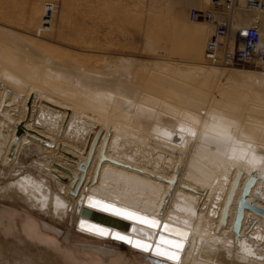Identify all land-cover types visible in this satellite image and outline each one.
I'll return each mask as SVG.
<instances>
[{"label": "bare ground", "instance_id": "6f19581e", "mask_svg": "<svg viewBox=\"0 0 264 264\" xmlns=\"http://www.w3.org/2000/svg\"><path fill=\"white\" fill-rule=\"evenodd\" d=\"M155 1L170 27L210 3ZM21 2L0 0V264H102L62 247L38 218L46 232L139 254L93 249L109 264H264V69L206 65L205 22L189 20L186 56L200 62H183L163 29L143 35L136 56L113 51L136 50L125 35L68 41L66 0L60 12L53 0H26L25 17ZM251 18L237 15L234 30ZM156 233L182 242L167 248L177 260L130 246H153Z\"/></svg>", "mask_w": 264, "mask_h": 264}, {"label": "rangeland", "instance_id": "374dc122", "mask_svg": "<svg viewBox=\"0 0 264 264\" xmlns=\"http://www.w3.org/2000/svg\"><path fill=\"white\" fill-rule=\"evenodd\" d=\"M19 1H22L23 3L21 2V4H24L26 0L25 1L19 0ZM37 1H39V0H37ZM42 1H52V0H42ZM60 1L61 0H53V2L56 3V5L58 6L59 12L63 8L62 3H60ZM66 1H67L68 6L74 5L75 9L73 7L71 8L72 10L69 9V10H71L69 13H72L73 15L69 14L68 20L71 21L72 23L70 22L71 23L70 24L67 20V23H66L67 26H65V28L67 30L63 29V31H65L66 35L71 34V36L69 35V37H68V35H67V37H68L67 38L66 36H64L65 34L62 31L63 36H62V38H60V42H62V43L67 42L63 37H66V39L68 41L69 40H76V37H77V39H81L82 38L81 36L83 34H84V36H83L82 40L84 39V41H86V42L91 41L94 43L99 41L98 44H100V45L103 44V46L106 44H110L112 42L113 43H117V42L122 43L126 40V37H127L128 39L126 41L133 42L136 46V50H132V49L120 50L119 47H115L113 51H123L124 53H127V54H133V55L139 56L142 51L140 52V50H137V48L140 46L139 45L140 43H138V42H142L143 38L145 39L144 36H146V34L149 35L150 31H151L152 36H154L155 33L157 34L158 31L163 29L164 31L169 33L170 36H172L174 39L178 40L180 45H182L183 52L181 51V53L183 55H182V57H180L181 61H183V62H190V61L191 62H200L197 59L195 61L194 60L192 61L191 59H189V57L186 56L187 51L185 50V48L187 49V47H188V41H189L191 33L194 29L193 24L192 23L190 24V22H189V11H188V16H187L185 21H180L179 24L170 27L169 23L164 22L162 16L158 15L157 12L154 13L153 9H154V5L156 2L155 0H78V1L73 0L74 3L72 5L69 3L70 1H68V0H66ZM26 4L28 5V2L25 3L24 6L21 5V7L22 6L25 7V8L22 7L23 11H21V13H24V14H21V15H24V17L26 16L25 13L27 14V9H26L27 5ZM76 5L78 7L80 6L82 8H80V7L78 8V7H76ZM60 6L62 7L61 9H60ZM68 6H67V8H68ZM192 8L193 7H191V9ZM76 9H77V11H75L73 13V11ZM79 9L82 10L84 13L82 11H79ZM121 9L125 10V11L123 12ZM117 10H119V11L121 10L123 13L127 12V13H125V16H123L124 18L123 17L118 18L117 15H118L119 11L117 12ZM189 10H190V8H189ZM77 12L79 13V16H78V14H76ZM58 14H56L55 20L57 19ZM126 14H127V16H126ZM79 17L82 18L81 21H78V20H80ZM21 18L24 19L23 16ZM21 18L19 21L20 23H17L15 25V27L20 29V26L22 25L20 30H24L25 26H23V25H25L24 24L25 20H21ZM72 18L73 19L75 18V19L72 20ZM76 18H78V19H76ZM22 21H23V23H21ZM73 21H75L76 24L74 23V25H73ZM77 21H78V23L80 22V24L81 23L82 24L79 25L77 23ZM82 21H84V22H82ZM55 23H56V21H55ZM83 23H85L84 26H83ZM19 24H20V26H19ZM70 25H72V27H70ZM79 26H81V29L83 28L82 31H81ZM77 27H79V31H78V29H75ZM211 27H210V31L208 33V36L206 37V40L203 43L202 48H201V52H200L201 57H202L201 60H203V53H204L205 45H206L210 35L213 32V28H211ZM79 32H81L80 35L78 34ZM86 32H88V33L86 34ZM128 32H129V34H128ZM147 32H149V33H147ZM77 34L79 35L80 38L77 36ZM130 34H131V36H130ZM74 35H75V37H74ZM86 35H88V36H86ZM89 37H91V38H89ZM53 39H54V37H53ZM101 42H103V43H101ZM117 48H119V49H117ZM129 50H131V51H129ZM184 52H185V54H184ZM149 56H151V55H149ZM149 56L147 55V57H149ZM234 68H236V67H234ZM236 69H241V68H236ZM35 159H36V157H34L33 155H30V157L27 159V162L31 163L32 160H35ZM41 221L43 222L44 220H42L41 218L37 219V223L39 224L43 233H45L46 235H48L50 237L54 236L53 238H55V240H57L58 243H60L62 247H65V248L72 250L76 254V256H78L79 258L89 259V257L87 256V255H89V256H91L92 259L101 261L102 264H109V257L108 256H104V255L103 256H96V255L92 254L94 252L93 249L94 250H103V249H105L104 247H107L109 249L112 248L115 252H118L122 255H125V254H131V255H136V256L139 255L138 253H135V252L129 250L125 246H117V245H112V244H108L105 242H96L94 240L84 238L83 236H79L76 233L67 232L66 228L60 229L61 230L60 234L58 233L56 235L55 233H57V232H55V229H53L51 227L52 226L51 224L48 226L49 232H46L45 225ZM45 223H48V222H45ZM65 239H67V240H65Z\"/></svg>", "mask_w": 264, "mask_h": 264}, {"label": "built area", "instance_id": "2783aa9c", "mask_svg": "<svg viewBox=\"0 0 264 264\" xmlns=\"http://www.w3.org/2000/svg\"><path fill=\"white\" fill-rule=\"evenodd\" d=\"M237 15L251 16L250 25L234 30ZM261 17H264V0H210L206 9H191L190 22H205L213 27L204 49L206 65L263 70Z\"/></svg>", "mask_w": 264, "mask_h": 264}, {"label": "water", "instance_id": "95a60500", "mask_svg": "<svg viewBox=\"0 0 264 264\" xmlns=\"http://www.w3.org/2000/svg\"><path fill=\"white\" fill-rule=\"evenodd\" d=\"M242 208L240 207L239 210H238V216H237V219H236V223H235V231L238 230L239 228V223H240V220H241V212ZM95 212L93 211V213L91 214V217L93 216ZM110 218H113V217H110ZM116 218H113V220H115ZM111 221H113L112 219H110ZM115 224L117 225H120V226H117V229H120V230H126L128 228V226L123 222H118V221H114ZM87 228V227H86ZM91 231V230H90ZM95 233H99V231H95ZM99 235H103L102 232L99 233ZM104 236V235H103ZM154 238V245L152 246V242L149 240H140V239H132L130 240V246L134 249H137V250H140V251H143L145 253H148L150 252L152 255H155V256H159V257H162V258H165V259H168L169 256H174L176 257L174 260H177L178 258V253L175 252V251H172L170 249H167V248H170L172 244L174 243H179L181 244L182 242L181 241H178L176 239H172L171 237H168L166 235H163L161 233H156L155 236H153ZM134 244H140V245H146L148 247V250L145 251L143 250V248L141 247H134L133 245ZM160 245V246H158ZM167 246V247H166ZM159 253V254H158Z\"/></svg>", "mask_w": 264, "mask_h": 264}, {"label": "snow or ice", "instance_id": "6c2138e0", "mask_svg": "<svg viewBox=\"0 0 264 264\" xmlns=\"http://www.w3.org/2000/svg\"><path fill=\"white\" fill-rule=\"evenodd\" d=\"M165 227H167V225H165ZM102 231V230H101ZM120 239H123V237H118ZM134 247H141L143 248V250L147 251L148 250V247L146 245H140V244H134L133 245ZM159 254V253H158ZM176 257L174 256H169L168 259H175Z\"/></svg>", "mask_w": 264, "mask_h": 264}]
</instances>
